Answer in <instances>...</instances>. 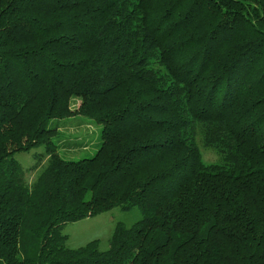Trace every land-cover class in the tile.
<instances>
[{
  "label": "trees",
  "instance_id": "trees-1",
  "mask_svg": "<svg viewBox=\"0 0 264 264\" xmlns=\"http://www.w3.org/2000/svg\"><path fill=\"white\" fill-rule=\"evenodd\" d=\"M77 115L102 142L68 161ZM116 207L108 250L66 246ZM0 264H264V0H0Z\"/></svg>",
  "mask_w": 264,
  "mask_h": 264
},
{
  "label": "rangeland",
  "instance_id": "rangeland-1",
  "mask_svg": "<svg viewBox=\"0 0 264 264\" xmlns=\"http://www.w3.org/2000/svg\"><path fill=\"white\" fill-rule=\"evenodd\" d=\"M73 107L79 105L76 100ZM49 128H57L59 133L55 138L60 156L68 161H78L84 158L93 157L101 145V132L103 125L88 117L77 115L61 120L50 121ZM198 145L202 151L206 163H217L220 155L212 149L205 148L202 139L198 137ZM45 152V146L35 148L29 152H21L15 155L16 160L26 170L28 182L35 179L36 172L28 173L27 169L34 166ZM45 163V160L42 164ZM142 215L138 208L130 211H123L116 207L98 216L90 217L78 222L67 223L63 228V233L68 236L66 246L70 249H78L88 243L98 240L100 250L106 251L110 247V242L115 228L122 223L127 227L132 226L141 219Z\"/></svg>",
  "mask_w": 264,
  "mask_h": 264
}]
</instances>
